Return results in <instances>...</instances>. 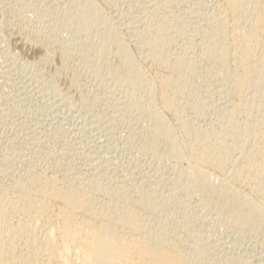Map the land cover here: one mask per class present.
<instances>
[{"label": "rangeland", "instance_id": "obj_1", "mask_svg": "<svg viewBox=\"0 0 264 264\" xmlns=\"http://www.w3.org/2000/svg\"><path fill=\"white\" fill-rule=\"evenodd\" d=\"M82 1L0 0V184L28 181L37 172L64 181L74 178L106 205L113 196L104 189L119 186L138 201L151 227L185 245L193 264H264V232L237 228L229 214L208 208L185 179L187 164L177 163L168 144L158 152L145 149L154 128L151 95L159 98L158 85H153L155 92H134L116 70L121 61L112 34L126 39L132 59L147 76L162 73L161 65L144 58V43L151 16L163 10L167 55L181 58L182 73L192 71L180 89L183 123L169 113L166 119L185 146H191V139L184 132L215 130L239 100L231 94V82L214 76L206 62L209 19L219 11L217 0ZM224 84L227 91L232 88L225 96L218 93ZM258 91L264 107V89ZM238 119L247 122L244 116ZM255 140L247 135L245 148H264ZM230 174L233 185L253 194L252 184ZM255 200L264 208V198ZM8 216L9 226L21 218ZM38 226L31 231L41 236ZM19 238L22 250L11 253L16 252L12 264L26 256V238Z\"/></svg>", "mask_w": 264, "mask_h": 264}, {"label": "bare ground", "instance_id": "obj_2", "mask_svg": "<svg viewBox=\"0 0 264 264\" xmlns=\"http://www.w3.org/2000/svg\"><path fill=\"white\" fill-rule=\"evenodd\" d=\"M89 1L82 2L90 5ZM217 2L218 13L208 18L211 32L206 62L211 65L214 76L225 84L231 82V94L237 95L239 100L221 116L215 130L184 132L190 135V147L182 143V138L179 139L182 135H177L175 126L165 116L169 113L180 119L179 96L183 95L180 89L187 84L192 71L188 69L182 73L181 58L170 59L167 55L168 21L163 10L161 13L156 9L150 15L151 25L144 43L148 49L144 58L161 65L162 73L153 75L154 78L148 74L153 80L150 82L149 76L132 59L126 39L112 34L111 41L121 61L116 70L123 72L126 85L134 92H155L153 85H158L159 98L151 95L150 101L155 107L154 128L145 149L158 152L160 146L168 144L177 163L187 164L185 179L201 194L208 208L229 214L237 228L250 227L262 233L264 208L255 198H264V148L246 149L245 142L249 135L258 139L255 142L264 144V107L260 105L258 91L264 89V0ZM109 30L106 26V31ZM225 84L218 89L221 95L232 90L227 91ZM248 91L251 92L249 98ZM239 116H244L247 122L240 123ZM235 153L239 162L238 157L237 161L234 159ZM228 170H232L230 176L252 184L253 194H245L235 183L233 185L226 176ZM37 173L28 181L16 178L18 181L12 184H0V264H12L16 252L11 253L17 248L20 250L17 239L22 236L26 238L22 240L26 247L22 248H27V252L26 256L23 254L25 257L20 254L23 258L19 264H193L185 245L169 240L164 232L161 234L155 226L151 227L139 211L138 201L121 187L105 188L104 192L113 196V201L107 205L100 201L98 204L97 198L80 180L79 183L74 178L64 181L51 174ZM10 214L21 217L13 226V222L8 225ZM36 225L40 226L41 236L31 231Z\"/></svg>", "mask_w": 264, "mask_h": 264}]
</instances>
